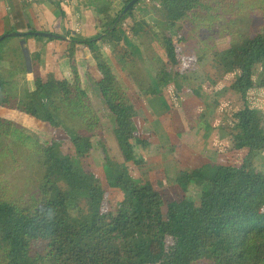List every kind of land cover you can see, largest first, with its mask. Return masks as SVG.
<instances>
[{
  "label": "trees",
  "instance_id": "trees-1",
  "mask_svg": "<svg viewBox=\"0 0 264 264\" xmlns=\"http://www.w3.org/2000/svg\"><path fill=\"white\" fill-rule=\"evenodd\" d=\"M129 1L123 0L121 7L115 11L111 8L114 0H91L93 5L97 4L93 8L101 30L89 38H71L68 42L69 56L74 53L81 56L82 73L79 77L75 74L71 79L64 78L54 61L43 78L35 63L31 80L26 81L29 89L18 98L16 93L6 92V78L0 76V108L21 114L25 112V117L31 121V133H23L19 129H23V118H27L20 115L7 119L0 113V150L7 138L12 136L14 144L33 149L51 162V173L59 175L70 191L87 195L88 224L94 235L105 228H110L109 232L117 233L120 238H127L135 232L134 227L127 225L129 221L119 227H108L105 218L110 212L109 193H123L136 184L147 206V220L153 222L155 237L160 242V255L153 264H195L200 261L209 264H264V173L255 178L246 170L247 159L255 153L264 152V115L247 101L250 89L264 88V17L255 23L250 33L235 40L228 49L230 71L225 81L232 92L239 94V98L225 108L224 114L236 131L233 134L235 147L244 149L246 154L240 165H225L212 170L203 168L193 172L181 169L176 182L184 196L193 179L202 182L199 202L196 203L187 197L180 200L171 197L164 191L161 182L148 175V171L153 169L147 163L135 162L131 134L126 127L105 126L107 119L115 117V111L108 106L95 74L89 71L90 68L97 69V65L86 56L85 48L91 47L97 52L108 66L119 96L128 100L124 95V85L116 77L114 64L123 62L122 58L125 60L134 51H130L124 42L121 29L135 46L146 50L141 55L147 68L159 76L157 82L160 88L172 84L173 97L178 99L183 89V81L179 79H184L176 77L177 74L183 75L179 71V47L186 40L181 24L196 20L205 0H156L164 9L166 32L161 37L162 48H158L157 42H148L147 48L144 46L146 41L153 40L148 39L150 31L158 35L150 30L136 9L142 0H138L117 21ZM211 1L219 13L226 7L233 11L237 9L238 0ZM252 3H257L259 7L256 9L254 6V14L258 16L262 11L264 16V0H251ZM61 14L65 16L62 10ZM111 28L107 35L97 39ZM66 33L62 29L54 32L67 37ZM22 36L26 41L34 38L38 43L65 39L38 34ZM103 44L108 45L113 61L106 56L105 46L101 50ZM38 59V56L35 57V61ZM195 60L198 63L200 58ZM259 64L262 68L257 78L256 66ZM142 70L135 67V61L131 60L124 76L135 92L147 101L157 95L161 97V90L158 92L155 86L147 84L148 87L144 88ZM119 76L126 86L123 77ZM80 81L90 86L99 106L97 110L102 115L97 114L94 106L85 112L77 105L75 111L79 121L74 122L68 115L71 105L64 93V83L72 90ZM78 93L82 94L81 89ZM208 106L210 115L216 104ZM187 114L184 112V127L178 136L185 142H188V134L192 132ZM202 117L198 123L204 121L207 114ZM212 130L206 127L205 134H202L207 138ZM93 151L100 173H96L89 162ZM0 161L4 163L2 159ZM238 178H245L247 184L234 186L233 182ZM71 200V194L62 192L58 182L48 172L41 183L40 200L32 205L21 197L14 198L8 181L0 173V264H91L81 227L72 219ZM134 220L131 219V222Z\"/></svg>",
  "mask_w": 264,
  "mask_h": 264
},
{
  "label": "rangeland",
  "instance_id": "rangeland-1",
  "mask_svg": "<svg viewBox=\"0 0 264 264\" xmlns=\"http://www.w3.org/2000/svg\"><path fill=\"white\" fill-rule=\"evenodd\" d=\"M71 1L72 12L76 16L75 22L79 21V24L74 26L75 29H71L70 26L63 27V33L68 32L67 37L62 35L65 38L63 41L46 40V42L38 43L34 38L26 41L22 34L10 35L0 41V76L6 78V92L16 93L18 98L26 94L30 86L26 81L31 80V72L34 70L35 63L43 78L54 61L58 64L64 78L71 79L75 74L79 77L82 73L79 63L81 56L74 53L70 57L67 53L69 39L89 38L101 29L98 27V15L93 8L97 6L96 3L93 5L91 0ZM122 1L114 0L111 8L117 11ZM85 4L89 6V9L85 8ZM254 6L256 9L259 8L257 3L251 4V0H238L236 10L233 11L226 7L221 11L222 13H219L211 0H205L198 18L181 24L186 40L179 47L181 63L179 71L183 75L177 74L176 77L184 79H179L183 81V89L179 92L178 99L173 97L172 84L166 85L164 89L160 88L157 82L159 76L147 68L145 58L141 55L146 50L135 46L121 29L119 31L123 34L124 42L130 51H134L126 56L125 60L122 58L123 62L114 64L116 77L124 85V95L128 100L125 101L119 96L110 77L108 66L102 62L97 52L91 47L85 48L86 56L93 59L97 65V69L90 68L89 71L95 74L108 106L115 111V117L107 119L105 126L109 128L118 125L121 128L126 127L131 134L130 144L135 155V162L147 163V166L153 169L148 171V175L150 174L155 181L161 182L164 191L175 199L180 200L187 197L196 203L199 202L201 180L193 179L184 196L176 182L181 169L193 172L203 168L212 170L225 165H240L246 154L244 149L235 147L233 134L236 131L232 129L231 122L224 114L225 108L239 98V94L228 88L225 80L230 71L228 55L230 45L250 33L255 23L264 17L262 11L258 16L254 14ZM136 9L148 23L150 30L152 29L158 35L155 36L150 31L147 36L148 39L153 40L146 41L144 46L147 48L148 42H157L158 48H162L160 41L166 32L163 5L156 0H142ZM85 24L88 26V31ZM83 26L84 30H81ZM14 29L19 30L20 28ZM18 30L12 32L22 33ZM104 46L106 56L113 61L108 45L103 44L101 50ZM37 56L39 59L35 61ZM196 58H200L198 63ZM131 60L135 61V67L143 69L141 77L144 79V88L148 87L147 84L155 86L158 92L161 90V97L157 95L147 101L141 94L135 92L124 76L127 74ZM256 68L258 78L262 66L259 64ZM119 74L129 88L125 86ZM75 81L79 80L75 78ZM79 89L82 94L78 93ZM64 93L68 104L71 105L68 115L74 122L79 121L75 111L77 105L85 112L91 106L93 109L94 106L97 114L102 115V112L97 110L99 106L87 83L80 81L71 90L65 82ZM247 101L250 106L260 110L264 115V88L250 89L247 93ZM214 103L216 106L208 115L207 108H210L208 105L212 106ZM184 112L188 113L186 118L189 119V126L192 128V132L188 134V142L178 137L182 134L181 129L184 127ZM0 113L7 119L27 115L25 112L21 114L17 111H6L3 108H0ZM203 114H207V118L198 123ZM30 122L29 118L26 120L23 118V129L19 130L23 133L24 131L31 133ZM206 127L213 129L207 138L202 134V132L205 134ZM11 139L15 140L12 136L8 137L0 150V159L4 162L0 161V173L8 181L11 195L14 198L21 197L32 205L37 204L40 200L41 183L49 172L58 182L62 192L70 193L72 196V219L81 227L83 243L90 256L91 264H153L156 262L160 255V242L155 237L153 222L147 220V206L136 184L129 186L123 193L121 191L109 193L110 212L105 218L108 227L111 225L119 227L122 223L129 221L127 225L134 227L135 232L127 238H120L116 235L117 233H110V228H105L99 234L94 235L89 227L87 195L83 192L70 191L59 175L51 173V162L45 160L33 149L14 144ZM247 161L246 170H249L253 177L256 178L264 173V152L255 153ZM89 162L93 165V170L100 173L94 151ZM193 175L197 176L194 173ZM240 184H247V180L238 178L233 182L234 186ZM131 219L135 220L131 222ZM195 264L209 263L200 261Z\"/></svg>",
  "mask_w": 264,
  "mask_h": 264
},
{
  "label": "crops",
  "instance_id": "crops-1",
  "mask_svg": "<svg viewBox=\"0 0 264 264\" xmlns=\"http://www.w3.org/2000/svg\"><path fill=\"white\" fill-rule=\"evenodd\" d=\"M60 2L62 8L59 5ZM70 2L72 1L0 0V36L18 30L14 28H20L18 31L22 33L33 30L51 33L63 30L64 26H70L71 29H75L74 26L79 21L75 22L76 16L72 12L73 4H70ZM84 6L89 9L87 4ZM61 10L65 14L64 17L61 14ZM80 23L82 25V22ZM87 28L88 26L86 25V30L88 31ZM81 30H84V26Z\"/></svg>",
  "mask_w": 264,
  "mask_h": 264
},
{
  "label": "water",
  "instance_id": "water-1",
  "mask_svg": "<svg viewBox=\"0 0 264 264\" xmlns=\"http://www.w3.org/2000/svg\"><path fill=\"white\" fill-rule=\"evenodd\" d=\"M138 0H130L126 5L125 7L122 9V11L120 12L118 18H117V21L123 16L124 13H126L130 8L131 6H133ZM116 21V22H117ZM116 24V23H115ZM115 24L113 25V27L115 26ZM112 27V28H113ZM109 29L108 31H106L105 33L101 34L100 36L97 37V39H100L102 38L103 36L107 35L111 30ZM21 35L23 33H19V32H10L8 34H5V35H2L0 36V40L2 39V37H7V36H10V35ZM24 34H28V35H32V34H38V35H41V36H47V37H58V38H64L63 36L61 35H57V34H54V33H50V32H45V31H28V32H25Z\"/></svg>",
  "mask_w": 264,
  "mask_h": 264
},
{
  "label": "built area",
  "instance_id": "built-area-1",
  "mask_svg": "<svg viewBox=\"0 0 264 264\" xmlns=\"http://www.w3.org/2000/svg\"><path fill=\"white\" fill-rule=\"evenodd\" d=\"M30 1V0H29Z\"/></svg>",
  "mask_w": 264,
  "mask_h": 264
}]
</instances>
